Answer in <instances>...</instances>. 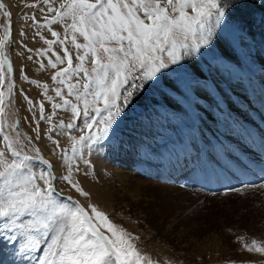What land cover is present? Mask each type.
Masks as SVG:
<instances>
[{"label": "snow or ice", "instance_id": "obj_1", "mask_svg": "<svg viewBox=\"0 0 264 264\" xmlns=\"http://www.w3.org/2000/svg\"><path fill=\"white\" fill-rule=\"evenodd\" d=\"M22 3L43 14L42 21L35 12L25 13L22 18L33 22L34 35L48 45L35 53L47 57V64L37 61L41 69L55 70L51 76L54 95H49L48 83L30 79L23 70L25 81L43 88L44 100L34 103L23 89L16 88L10 75L6 82V74L13 71L5 50L12 36V12L0 0L6 18V24L0 25L4 31L0 39V264H157L137 248L134 241L139 237L119 227L97 205L89 203L85 207L72 195L64 197L57 181L62 180L70 190L90 199L91 194L76 179L80 164L92 166L88 154L97 146L119 147L116 141L120 121L149 93H153L151 104L158 119L187 135L194 145L197 122L203 120L196 97L206 87L201 84L208 80L206 71L218 70L226 61L240 63L234 42L239 39L245 44L244 36L237 34L243 33L246 25L234 13L245 0ZM53 25H61L62 32L54 30ZM41 30H47L55 39L45 38ZM19 35L26 33L21 30ZM53 45H59L62 53L56 52ZM23 47L30 53L34 51L26 44ZM14 90L27 101L34 136L17 130L21 123L18 119L8 122ZM45 100L51 106L48 113ZM260 104L264 109V98ZM216 107L223 111L219 103ZM59 111L70 113L67 122L56 119ZM222 119L232 127L240 123L230 113L223 114ZM41 122L48 125L43 131ZM73 130L78 134L74 135ZM59 136L68 137V143L62 146ZM42 137L54 145L52 152L58 155L64 174L58 176L53 163L35 146ZM207 145L223 154L224 160L217 161L223 173L235 175V165L257 175L259 183L240 178L241 186H229L227 191L264 189V130L260 132L256 159L243 149L240 151L248 160L236 155L218 137L217 143L207 141ZM185 147L187 150L190 145ZM196 151L203 150L196 146ZM33 162L44 167L38 168ZM238 239L247 252L264 256V241Z\"/></svg>", "mask_w": 264, "mask_h": 264}, {"label": "rangeland", "instance_id": "obj_2", "mask_svg": "<svg viewBox=\"0 0 264 264\" xmlns=\"http://www.w3.org/2000/svg\"><path fill=\"white\" fill-rule=\"evenodd\" d=\"M2 2L12 12V36L5 50L12 61L13 71L6 74V82L7 75H10L15 80L16 88L23 89L34 103H38L44 100L43 88L25 81L21 70L30 79L41 84L48 83L49 95H54L51 91V76L55 70L40 68L37 61L43 60L47 64V57H39L35 50L47 49L48 45L41 46L44 40L34 35L33 22L22 17L25 13L35 12L37 19L42 21L43 14L38 9L25 8L22 0ZM28 2L31 3L32 0ZM3 11L0 10V25L6 24ZM234 14L246 25L245 31L237 34L244 36L245 44L242 45L239 39L234 42L235 55L240 63L226 61L218 70L211 73L206 71L209 80L201 81L202 85H206L201 92L211 91L214 96L209 100L203 97L204 93L196 97V102L200 105L197 111L203 120L197 122L199 131L194 145L187 135H181L177 129L169 127L166 121L158 119L151 104L153 93H149L148 97L135 106V110L129 111L120 121L119 140L116 141L119 147L97 146V149L88 154L92 166L80 164L81 171L76 179L91 194L90 199L70 190L62 180L57 181L64 197L72 195L85 207L89 203L97 205L119 227L139 237L134 241L137 248L157 264H264V256L247 252L238 239L243 237L245 242H250L251 239L264 241V189L230 192L219 186L208 187L204 177L208 166H213L217 161L222 162V154L214 152L207 145V139L203 140L204 148L201 137L209 139L215 135L207 133L212 128L216 131L213 127L216 123L225 124L222 119L225 112L241 123L246 121V124L253 118L254 114L250 112L258 115L262 113L259 106L264 98V3L261 0H245V4ZM52 27L62 32L61 25ZM21 30L26 35H19ZM41 31L45 38L55 39L47 30ZM3 37L4 31L0 29V39ZM25 44L34 51L28 52L23 47ZM70 47L71 45L69 49ZM53 48L62 53L59 45H53ZM29 55L33 57L32 60L27 59ZM48 55L52 56V53ZM238 82L241 86L235 88ZM234 94L245 97V102L240 103L239 99H234ZM218 97L222 98L226 106L231 102L233 111H218ZM156 98H159L158 95ZM44 102L48 113L51 106L46 100ZM28 107L19 91L14 90L8 122L18 119L21 123L17 130L34 136L31 131L34 121ZM69 116L70 113L59 111L56 119L67 122ZM255 126L256 123H251L250 127L256 129ZM47 127L46 123L41 122L42 131ZM184 131L187 132V129ZM237 133L238 129L229 125L223 131L224 137L229 135L224 143L228 144L226 140H230L234 153L238 149L248 151L247 142H231L237 136L240 138ZM73 134L78 133L73 130ZM58 138L62 146L68 143V137ZM186 144L190 145L187 150ZM35 146L53 163L58 176L65 173L64 166L58 163V155L52 152L54 145L51 141L42 137ZM196 146L203 151H195ZM191 151L196 153L192 165L189 160L181 170L182 166L180 168L179 164L182 163V157H189ZM33 163L38 168L44 167L38 162ZM203 169L200 176L199 172ZM181 173L183 177L174 181L175 175ZM182 184L187 186L181 187Z\"/></svg>", "mask_w": 264, "mask_h": 264}, {"label": "bare ground", "instance_id": "obj_3", "mask_svg": "<svg viewBox=\"0 0 264 264\" xmlns=\"http://www.w3.org/2000/svg\"><path fill=\"white\" fill-rule=\"evenodd\" d=\"M41 40V39H40ZM43 41V40H42ZM40 45V44H39ZM43 45H46L45 43H44V41H43V43H41V46H43ZM70 49H71V47H70ZM21 61V60H20ZM212 79V78H211ZM210 79V80H211ZM241 79V78H240ZM209 80V79H208ZM212 81H215L214 79H212ZM215 83V85H217V83L216 82H214ZM248 83H250L249 81H248ZM241 85L239 84V82L236 84V86H235V88H239ZM216 90L218 91V88H217V86H216ZM241 91V90H240ZM219 92V91H218ZM231 92L233 93V90H231ZM202 93H204L203 94V97L204 98H206L207 100H209L210 99V97H212V96H214V94H212L211 93V91H209V92H207V90L206 91H203V92H201V94ZM241 93L243 94L244 92H242L241 91ZM233 98L234 99H239V102L240 103H243V102H245V97H243V96H239V94L237 95V94H234V96H233ZM218 101H219V104H220V106H221V108H222V110H224V111H228V110H232L233 111V109L232 108H229V106H226V104L225 103H223L222 101V98L221 97H218ZM217 101V102H218ZM229 103H231V102H229ZM234 103V102H233ZM234 104H237V103H234ZM239 105V104H238ZM23 108V107H22ZM249 108V107H248ZM260 108H261V104H260V106H259V110H260ZM252 110H253V108H252ZM252 110H250V111H252ZM261 111H262V113L260 114V115H258V114H256V112L255 113H252V112H250V114H254L253 116L255 117V121L254 122H252V120H249V123L248 124H251V123H256V129L255 128H253V130L255 131V132H257L258 131V129L259 130H261L263 127H264V109H261ZM226 113V112H225ZM249 117H250V115H249ZM238 126H240V128L243 130V131H245V129L246 128H248L247 127V125H246V123H239L238 125H236L235 127L238 129V131L240 132V130H239V128H238ZM213 127H215V129H216V131L215 130H213V128H212V130H210L207 134H215L214 136H211L209 139L208 138H205V137H201V141H202V144L201 145H203L204 146V144H203V140L204 139H207L208 141L210 140H212V143H214V141H215V143H217V137L219 138V140L220 141H223L224 142V140L225 139H227V138H229V135H227L226 137H224V135H223V131L224 130H227L228 129V127H229V125H226V124H223V123H221V124H219V123H216ZM250 128V127H249ZM217 130L219 131V132H217ZM233 131H235V128L233 129ZM237 134H239V133H237ZM242 137H241V135H240V138L237 136L236 138H233V141H231V142H233V143H235V141H237V142H242V139H241ZM229 142H230V140H229ZM206 144V143H205ZM207 146V145H206ZM205 147V146H204ZM195 151H196V149H195ZM190 152V151H189ZM192 152V151H191ZM194 154V155H193ZM195 154L196 153H191V155H189V157H187V156H184V157H182V163H180L179 164V167L181 168V166H182V168H181V170H183L184 168V166H186V164L188 163V161L189 160H191V162L193 161L192 159L194 158V156H195ZM185 162V163H184ZM183 164V165H182ZM192 165V164H191ZM185 174H187V172H184ZM179 176H183V174L181 173L180 175H178L177 176V178L179 177Z\"/></svg>", "mask_w": 264, "mask_h": 264}]
</instances>
